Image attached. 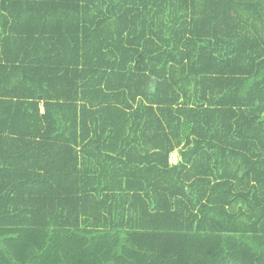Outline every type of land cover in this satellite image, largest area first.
<instances>
[{"label":"trees","instance_id":"trees-1","mask_svg":"<svg viewBox=\"0 0 264 264\" xmlns=\"http://www.w3.org/2000/svg\"><path fill=\"white\" fill-rule=\"evenodd\" d=\"M0 264H264V0H0Z\"/></svg>","mask_w":264,"mask_h":264},{"label":"built area","instance_id":"built-area-1","mask_svg":"<svg viewBox=\"0 0 264 264\" xmlns=\"http://www.w3.org/2000/svg\"><path fill=\"white\" fill-rule=\"evenodd\" d=\"M175 154V153H174ZM176 154H177V152H176ZM175 154V160L174 159H172V157H170V160L172 161V162H176L177 161V159H178V154L176 155ZM171 156H172V154H171Z\"/></svg>","mask_w":264,"mask_h":264},{"label":"rangeland","instance_id":"rangeland-1","mask_svg":"<svg viewBox=\"0 0 264 264\" xmlns=\"http://www.w3.org/2000/svg\"><path fill=\"white\" fill-rule=\"evenodd\" d=\"M174 153L176 154V151L172 153V156H171V157H172V159H174V160H175V157H174V156H175V154H174ZM176 155H177V154H176Z\"/></svg>","mask_w":264,"mask_h":264}]
</instances>
